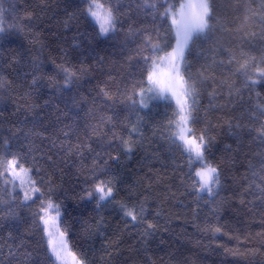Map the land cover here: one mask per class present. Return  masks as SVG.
<instances>
[{
	"label": "snow or ice",
	"instance_id": "obj_1",
	"mask_svg": "<svg viewBox=\"0 0 264 264\" xmlns=\"http://www.w3.org/2000/svg\"><path fill=\"white\" fill-rule=\"evenodd\" d=\"M52 7L0 0V264H157L181 217L264 226V0H61L59 28ZM215 247L264 264V231Z\"/></svg>",
	"mask_w": 264,
	"mask_h": 264
},
{
	"label": "trees",
	"instance_id": "obj_2",
	"mask_svg": "<svg viewBox=\"0 0 264 264\" xmlns=\"http://www.w3.org/2000/svg\"><path fill=\"white\" fill-rule=\"evenodd\" d=\"M61 2V0H18V3L25 6L34 7L36 4L48 3L52 5V11L48 12L46 17L47 24L51 25L53 28H59L57 21L62 18V15H55V18H51L56 13L55 5ZM228 2V0H225ZM259 0H254V4H258ZM71 35V33H68ZM103 54V53H102ZM0 95H7L6 93H0ZM43 99H48V95H44ZM17 103H22L18 99L15 101ZM38 103H43V100H38ZM12 102L9 101V104ZM55 103H60V101H55ZM63 108V104H60ZM49 113V118H54L56 114V109L50 107L45 109ZM230 143V141H225ZM166 159H168L166 157ZM140 156L137 155L133 157L131 161L128 162V167L136 170L139 168ZM154 168H160L158 162H154L152 165ZM148 169L146 167L139 168L137 175H144L147 173ZM71 207V204H70ZM88 211H91L89 207ZM176 211L183 213V209H177ZM247 227L244 230H238L231 235L238 237V239L230 240L228 236H217L209 240L205 235L199 234L190 224H185L183 222V217L179 221H173L169 225L170 231L168 233H162L157 236V244L160 240L164 241V244L160 245L159 248H155L152 253L153 259L157 261V264H161V258L163 261L169 259L170 254H182V258H187L189 264H232L233 258L225 255L221 250L216 248V245L223 244L226 247L244 250V243L246 236L249 233L255 234L257 232L264 231V226L260 223V217H245ZM163 223V221L161 222ZM227 231V229L225 230ZM0 242L4 244H12L13 241L7 239L6 233H0ZM99 243V242H98ZM203 245V246H202Z\"/></svg>",
	"mask_w": 264,
	"mask_h": 264
}]
</instances>
